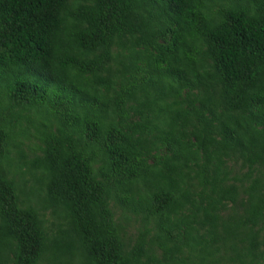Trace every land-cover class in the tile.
<instances>
[{"label": "trees", "instance_id": "obj_1", "mask_svg": "<svg viewBox=\"0 0 264 264\" xmlns=\"http://www.w3.org/2000/svg\"><path fill=\"white\" fill-rule=\"evenodd\" d=\"M0 264H264V0H0Z\"/></svg>", "mask_w": 264, "mask_h": 264}, {"label": "rangeland", "instance_id": "obj_2", "mask_svg": "<svg viewBox=\"0 0 264 264\" xmlns=\"http://www.w3.org/2000/svg\"><path fill=\"white\" fill-rule=\"evenodd\" d=\"M30 141H33V137H29L27 139L26 138L24 139V142H25L26 145H28L30 143Z\"/></svg>", "mask_w": 264, "mask_h": 264}]
</instances>
